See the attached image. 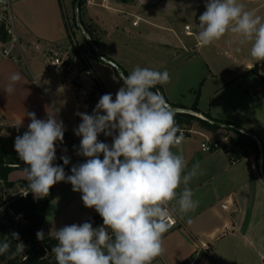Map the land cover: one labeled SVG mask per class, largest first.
<instances>
[{"label": "crops", "instance_id": "0c3cea01", "mask_svg": "<svg viewBox=\"0 0 264 264\" xmlns=\"http://www.w3.org/2000/svg\"><path fill=\"white\" fill-rule=\"evenodd\" d=\"M254 1L239 0L246 9ZM10 3L17 6L19 27L15 33L16 41H0V136H12L18 130L26 132L31 123L28 113H35L40 120L51 115L62 121L65 129L63 142L57 141L55 147L61 146V151L67 153L65 147L71 138L76 141L73 132L75 134V129L82 123L77 113L87 114L92 103L96 107L104 94H112L114 100L123 81L114 68L122 86L112 93L97 77L82 87L77 81L80 75L71 68L70 59L67 64L61 60L63 65H52L60 50L74 51L89 65L86 74L94 73L92 60L96 58L93 56L90 63L87 62L80 46L82 42L90 44L91 40L75 24L73 0H67L71 11V19L68 18L67 22L60 0H0V10ZM206 3L207 0H86L81 14L87 24L96 27L102 54L115 61L123 74L129 75L136 66L160 70L168 67L170 61L174 63L183 52L192 54L191 57L197 55L209 73L199 82L198 88L192 90L190 105L183 103L184 93L175 89L176 81L157 86L163 88L164 98L172 107L183 111L182 107L190 108L199 97L200 113L197 116L205 119L208 115L227 125L211 131L195 123L182 145L172 149L174 153L184 155L187 161L185 174L193 165L199 164L197 175L188 184L193 199L199 204L195 211L184 214L179 211L176 201L171 203L179 222L164 234L165 253L152 264H264L262 153L259 160L251 154L232 162L222 147L211 151L201 148L206 139L220 145L227 142L232 135L227 131L228 126H236L253 129L264 153V61H256L250 56V43H229L232 39L230 33L209 48L197 47L195 34L199 31V16L206 10ZM263 4L261 2L249 11ZM113 12L125 13L127 20L131 18V26L114 22L111 18ZM259 16L264 17V13ZM134 21L138 22L137 25H133ZM190 22L193 26L188 31L185 27ZM75 29L80 38L76 37ZM236 48L240 51H235ZM4 50L9 54H4ZM22 55L27 59V68L23 65ZM41 59L46 66L59 69L55 82L47 77ZM12 73H19L21 80L8 94L4 88ZM65 88L70 94L61 95L59 91ZM92 88H97V92L88 96L87 90ZM98 139L109 145L113 143V137L103 133ZM80 141L78 137L77 142ZM248 161L252 166V178ZM72 163L79 165V161L72 160ZM9 178L28 182L23 170H14ZM183 187L181 184L178 191ZM31 195L39 198L32 192ZM84 208L87 217L83 222L96 212L94 208ZM45 222L46 214L42 226L44 236L55 234L46 232Z\"/></svg>", "mask_w": 264, "mask_h": 264}, {"label": "clouds", "instance_id": "9594fccd", "mask_svg": "<svg viewBox=\"0 0 264 264\" xmlns=\"http://www.w3.org/2000/svg\"><path fill=\"white\" fill-rule=\"evenodd\" d=\"M205 7L195 34L197 47L210 46L230 33L229 43H250V56L264 61V17L247 10L239 0H207ZM121 79L123 87L114 100L112 94H104L93 114L77 113L82 120L75 129L82 137L78 155L87 159L71 168L72 175L66 176L64 168L53 163L55 143L64 139L62 121L51 115L40 120L28 113V131L15 139V151L28 165L23 169L28 180L25 196L29 191L47 196L52 186L66 180L82 194L84 206L94 208L103 220L96 228L84 222L57 230L58 243L52 248L57 264H152L165 253L163 236L174 222L171 203L176 201L184 214L198 207L188 184L199 164L185 174L184 155L172 151L185 140L175 120L178 109L156 89L170 83L169 72L136 66ZM20 80L19 73H12L5 91L12 93ZM101 133L112 136L113 143L100 141ZM61 159L69 164L67 156ZM181 184L184 187L178 191ZM36 236L43 240V230ZM18 239L13 232L11 239L0 241V255ZM17 246L23 250L22 244Z\"/></svg>", "mask_w": 264, "mask_h": 264}, {"label": "trees", "instance_id": "16d2710c", "mask_svg": "<svg viewBox=\"0 0 264 264\" xmlns=\"http://www.w3.org/2000/svg\"><path fill=\"white\" fill-rule=\"evenodd\" d=\"M75 2L76 0H73V5ZM85 2L86 0H81L79 3L78 17L85 35L91 40L89 44L90 51L98 59L92 41L100 47L101 39L98 36L99 33L96 27L87 24L82 18L81 13ZM75 24H77L76 21ZM12 38V33L6 21L0 19V41L7 43L11 42ZM124 74L128 75L125 72ZM198 101L199 97L196 98L190 108L182 107L183 111L176 112L175 120L177 124L182 129L187 130H190L195 123L211 131L221 129V126L213 123L216 120L210 116L205 115V119H203L194 114L200 113ZM187 110H191L194 113ZM243 130L244 132L240 131L239 127L236 126L229 127L227 131L232 132V135L227 142L221 144V147L227 152L232 162L242 160L251 154H254L256 159L259 160L262 153V166L264 168L263 148L260 143L249 135L250 133L256 135V133L253 129ZM53 163L54 165L62 166L64 169L73 167L70 164L64 165L63 160L58 156H56V160ZM248 165L252 178L253 172L250 161H248ZM26 167L28 165L20 160L15 147H10L0 141V241L11 239L13 232L19 234V239L12 241L10 250L4 255H0V262L4 264H57L56 259H53L54 253H52V248L58 243L55 240V234L44 236L43 240H38L36 236V233L42 230L46 209L53 199L54 186L50 188L47 196L35 199L32 197L31 191L25 196L24 193L28 182L23 179L13 181L10 180L9 176L14 170H23ZM17 214H22L21 221H16L15 216ZM84 222H91L94 228L103 225V220L97 212L90 215ZM17 244H22L23 250Z\"/></svg>", "mask_w": 264, "mask_h": 264}, {"label": "rangeland", "instance_id": "374dc122", "mask_svg": "<svg viewBox=\"0 0 264 264\" xmlns=\"http://www.w3.org/2000/svg\"><path fill=\"white\" fill-rule=\"evenodd\" d=\"M264 2V0H256L251 5L247 7V10L253 9L255 6H257L259 3ZM62 11H63V17L65 22H67V19H71L70 16V8L67 3V0H60ZM123 11H125V8H122ZM17 6L13 3L8 4L6 7H2L0 10V19H3L6 21L7 26L9 27L11 33H12V42L15 36V33H17L18 27H19V20L16 15ZM99 12L107 13L104 9L97 8ZM255 13L257 15H260L261 13H264V4L258 8H256ZM111 18L114 19V22L117 21V23H128L129 26H131V18L128 19V16L125 13H119V12H113L111 14ZM72 21V20H71ZM128 21V22H127ZM72 23V22H71ZM185 21L182 22V28H184ZM189 24V26H193V23H186ZM74 26V25H73ZM125 26V25H124ZM76 37L80 38V33L75 29ZM213 44H216L214 42ZM211 44V45H213ZM210 45V46H211ZM84 49V58H86V61L89 62L90 58L93 57L92 52L89 48V43H81L80 45ZM210 46L204 47V49L209 48ZM147 47V46H145ZM203 49V48H200ZM64 50H60L58 53V56L65 62V64L68 63L69 59L72 62L71 68L76 71L80 75V78H75L78 82L80 81L82 84V87H85L87 82L88 84L91 83V81H95L94 78H98L101 80L107 87L108 91L112 93V90L117 89L118 87L122 86V83L120 82V79L116 76V70L109 64L104 63L103 61L96 59L92 60V68L94 70V73L86 74V69H88L89 65L84 62L82 58H80L79 54H76L74 51L71 53L63 52ZM54 55L53 53L51 54ZM192 54H186L183 52L182 55H180L178 58H175V62L170 61V64H168V67H164L158 71H165L167 70L170 74V80L171 84L176 83L175 89L181 90V92L184 93L183 97V103L190 105L191 104V98H193L192 90L198 88V84L201 80H203L207 74L209 73V70L206 68V65L202 63V60L196 56L191 57ZM45 57H48L45 55ZM23 65L27 68V62L25 60V57L23 55L21 56ZM173 60V57L171 58ZM41 65L45 67V72L47 77L50 81H56L58 79L57 75L59 72V69L57 67H48L44 63V59H41ZM90 63V62H89ZM86 74V75H84ZM52 82V83H54ZM170 84V83H168ZM78 84V86H81ZM172 87V85H171ZM162 88V87H161ZM163 89V88H162ZM164 91V90H163ZM61 95L70 94V91L68 89H63L59 91ZM97 92V88H92V90H87V95H94ZM217 100V99H216ZM216 100H212L213 102ZM218 101H216L217 103ZM94 103H92V106L94 107ZM97 105V104H96ZM89 111H87V114L91 115L94 112L95 107ZM14 133V132H13ZM25 132L18 130L15 132L12 136L4 135L0 136V141L3 143H6L10 147L14 146V142L17 136H22ZM73 135L76 138V141L74 138H71L68 146L65 147L66 152L71 156V159L73 161H79L78 164H81L85 162L87 158L78 155V144L80 145V142H77V138L79 137L82 139V137L77 136L76 134ZM73 136V137H74ZM72 137V136H71ZM60 148V149H59ZM63 147L56 148V151H60ZM78 158V159H77ZM77 159V160H76ZM71 160V161H72ZM65 175L69 176L72 175L71 169H64ZM1 189V184H0ZM82 194L80 192L73 191L72 185L65 181L57 182L53 187V199L49 203L47 209H46V232H56L57 230L61 229L64 226L72 225V224H81L83 220L87 217L85 215V208L83 205V201L81 199ZM16 221H21L22 217L16 218ZM53 259H55V254L53 255ZM0 264H4L1 263Z\"/></svg>", "mask_w": 264, "mask_h": 264}, {"label": "built area", "instance_id": "2783aa9c", "mask_svg": "<svg viewBox=\"0 0 264 264\" xmlns=\"http://www.w3.org/2000/svg\"><path fill=\"white\" fill-rule=\"evenodd\" d=\"M104 1H106V0H104ZM137 23H138L137 21H134L133 22V25H137ZM185 29L189 31L191 28H190L189 25H187L185 27ZM13 40L14 41L17 40L16 36H14V39ZM4 54H7L8 55L9 54V51L8 50H4ZM52 65H55V66H57V65H63V61H61V59L59 57H56V58L53 59ZM183 130H184L185 136H187L192 131L191 129L190 130L183 129ZM205 145L207 146V149H208L207 151H211V150H213L215 148H220L221 147V145L218 142H216V141H210V140H207L206 139L205 141H203L201 143V148H202L203 151H205V150H204V148L202 146H205ZM56 156H58L60 159H61V156H67L69 158V164L72 165V166H75L72 163L71 156L68 153H64L63 151L60 150V151H56ZM15 217L16 218L22 217V214H17ZM172 220L174 222L171 224V227L169 228V230L175 228L176 225L179 222L178 217L175 215V213L173 211H172Z\"/></svg>", "mask_w": 264, "mask_h": 264}, {"label": "water", "instance_id": "95a60500", "mask_svg": "<svg viewBox=\"0 0 264 264\" xmlns=\"http://www.w3.org/2000/svg\"><path fill=\"white\" fill-rule=\"evenodd\" d=\"M80 1H81V0H76V2H75V4H74V13H75V19H76L77 27L80 29V31H81L82 33L85 34V32H84V30H83V27H82V25H81L80 19H79V17H78V6H79ZM92 45H93V47H94V49H95V52H96V55H97L98 59L101 60V61H103L104 63H107V64L111 65L113 68H115V69L119 72V74H120V76H121V75L123 74L122 71H121V67H120L115 61L106 58V57L102 54V52L100 51L99 47H98L93 41H92ZM123 75L126 76L125 74H123ZM156 89H159L160 92H161V93L163 94V96H164V91H163V89H162L161 87L156 86ZM172 108H173V109H177V108H174V107H172ZM181 111H182V110L178 109L177 112H181ZM187 111H188V110H187ZM188 112L194 113V112L191 111V110H189ZM194 114L197 115V113H194ZM213 123H215V124H217V125H219V126H221V127H225V126H227V125L222 124V123L217 122V121H213ZM228 127H230V126H228ZM239 130L244 132V130L241 129V128H239ZM249 135H250L251 137H253L258 143H260L259 138H258L257 135H255V134H251V133H250Z\"/></svg>", "mask_w": 264, "mask_h": 264}]
</instances>
